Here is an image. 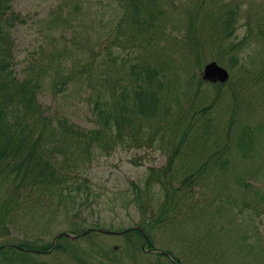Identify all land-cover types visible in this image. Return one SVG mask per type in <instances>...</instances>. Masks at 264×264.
Instances as JSON below:
<instances>
[{
  "label": "rangeland",
  "instance_id": "obj_1",
  "mask_svg": "<svg viewBox=\"0 0 264 264\" xmlns=\"http://www.w3.org/2000/svg\"><path fill=\"white\" fill-rule=\"evenodd\" d=\"M122 1L12 0L23 19L14 71L41 79L49 119L22 112L31 123L26 140L46 145L54 172L69 179L34 178L13 191L0 182V246L54 242L28 258L0 251V264H175L173 256L177 264H264V0H145L157 16L142 22ZM228 8L235 31L222 48L209 33L224 27L218 17H229ZM213 59L230 79L199 84L200 66ZM148 68L163 80L153 121L136 126L134 118L117 145L107 134L106 148L96 140L65 146L76 136L66 140L59 121L98 127L96 102L124 87L132 94ZM177 145L174 184L191 172L201 178L184 182V192L196 193L175 203L166 180L142 183ZM221 153L224 169L214 162ZM64 232L70 237L58 239Z\"/></svg>",
  "mask_w": 264,
  "mask_h": 264
},
{
  "label": "trees",
  "instance_id": "obj_2",
  "mask_svg": "<svg viewBox=\"0 0 264 264\" xmlns=\"http://www.w3.org/2000/svg\"><path fill=\"white\" fill-rule=\"evenodd\" d=\"M145 0H123L122 6L126 10V14L129 16L130 13L136 15L138 22L144 20H154L157 13L150 15L146 8ZM150 2L157 0H149ZM229 13H224L218 17L221 19L218 26V30L214 33H209V38L220 39V47L224 48L225 42L234 33L235 27L233 23L236 19L232 18V10L227 9ZM22 15L18 13L12 6V0H0V182L6 185L10 191L18 190V186H22L25 183L33 182L34 178L40 180L39 182L47 181L49 185L62 184L67 181L69 177L67 174H58L54 172L55 168L52 165L51 158L49 157L48 147L44 145L43 149H39L38 142H30L28 139V126L31 124L28 116L24 115L30 113L31 118L33 115L37 118L43 117V124L46 125V120L49 121L48 117L42 114L44 110L42 103L38 100V95L42 89L41 79L35 77H26L19 79L16 72L14 71V28L17 23L22 22ZM232 21V22H231ZM218 36V37H217ZM223 42V43H222ZM199 58V57H198ZM201 68V66H200ZM202 79H199V84H202ZM133 93L129 88L124 87L121 93L113 99H106L103 101L96 102L95 113L99 119V126L84 130L80 127L72 125L67 119L63 118L59 125L62 128L64 137L66 140H72L69 138V134L76 136L73 141H66L65 146L68 147L72 142L76 144H84V148H89L92 142H100L102 148H106L104 145L106 136L113 139L110 130L113 131V127L117 129V140L114 145H117L122 138L124 141L126 138L125 131L133 119L136 126L138 123L141 125L146 124L145 120L153 121L159 114L161 105L160 85L163 80L159 77L156 69L148 68L145 75L135 80ZM129 112V113H128ZM134 112L137 114L135 115ZM137 117L141 119L137 120ZM34 120V119H33ZM51 123V122H50ZM18 130L24 133H19ZM130 140H136L137 136L131 134ZM84 139V141H82ZM109 139V140H110ZM92 140V141H91ZM115 140V139H113ZM80 141V142H79ZM91 141V142H90ZM84 142H87L85 144ZM90 142V143H89ZM70 143V144H69ZM180 145L175 146L168 156V162L161 168L151 167L149 169V175L146 178V183H142L146 188L152 187L151 183L153 176L157 175V181L163 182V179L167 181L170 188L169 193L172 195L175 203L178 202L179 195H188L191 191L182 190L184 182L192 183L201 178L194 172L189 173L179 185L174 184L175 180V162L179 154ZM88 152V150H86ZM214 162L224 169V163L228 162L224 155L219 154L214 159ZM36 172V173H35ZM65 172V171H63ZM34 173L33 177L31 174ZM142 185L138 189V192H142ZM139 185L136 186V188ZM196 193V192H194ZM194 193H192L194 195ZM174 194V195H173ZM188 197L184 200L187 201ZM99 226V225H97ZM126 234L134 231L133 229H124ZM130 230V231H128ZM143 238L147 245L149 243V237L146 233L144 235L142 229H136ZM72 233H76V230H72ZM62 236H59L61 238ZM68 237V236H67ZM54 244L52 242L44 243L42 245H36L32 241H22L15 243V247H1L0 251L11 250L8 252L20 251L21 256L41 255L52 248ZM57 246H61L57 243ZM150 247V245H148ZM170 254V253H169ZM172 260L177 264L179 258L173 256Z\"/></svg>",
  "mask_w": 264,
  "mask_h": 264
},
{
  "label": "water",
  "instance_id": "obj_3",
  "mask_svg": "<svg viewBox=\"0 0 264 264\" xmlns=\"http://www.w3.org/2000/svg\"><path fill=\"white\" fill-rule=\"evenodd\" d=\"M205 79L212 80V81H226L229 78V72L226 68L218 65L216 61H212L206 64L204 68ZM87 232V231H86Z\"/></svg>",
  "mask_w": 264,
  "mask_h": 264
},
{
  "label": "bare ground",
  "instance_id": "obj_4",
  "mask_svg": "<svg viewBox=\"0 0 264 264\" xmlns=\"http://www.w3.org/2000/svg\"><path fill=\"white\" fill-rule=\"evenodd\" d=\"M22 22H23V21H22ZM88 130H89V129H88ZM110 133H111L112 135H114V136H117V134H115L114 131H112V130H110ZM69 135H71V134H69ZM98 148H102V147L99 145Z\"/></svg>",
  "mask_w": 264,
  "mask_h": 264
}]
</instances>
